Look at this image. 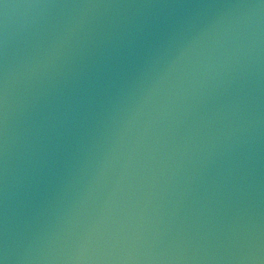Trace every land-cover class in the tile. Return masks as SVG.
Returning a JSON list of instances; mask_svg holds the SVG:
<instances>
[{"label":"water","instance_id":"1","mask_svg":"<svg viewBox=\"0 0 264 264\" xmlns=\"http://www.w3.org/2000/svg\"><path fill=\"white\" fill-rule=\"evenodd\" d=\"M0 264H264V0H0Z\"/></svg>","mask_w":264,"mask_h":264}]
</instances>
